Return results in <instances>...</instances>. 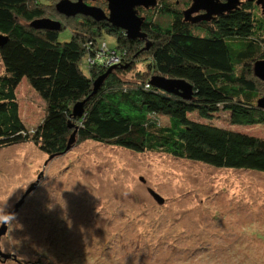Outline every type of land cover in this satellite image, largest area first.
<instances>
[{"label":"trees","instance_id":"16d2710c","mask_svg":"<svg viewBox=\"0 0 264 264\" xmlns=\"http://www.w3.org/2000/svg\"><path fill=\"white\" fill-rule=\"evenodd\" d=\"M49 1L0 0V34L8 36L0 48V148L30 142L48 156H60L67 151L71 120L81 141L264 173L263 139L207 122L227 112L232 126L264 125V109L256 104L264 83L252 71L253 62L264 59V15L254 2L244 0L229 13L190 23L182 16L190 0H157L152 9L139 8L147 39L131 40L106 20L80 14L69 20L55 10L57 2L48 10ZM96 3L106 10L105 2ZM40 18L59 20L60 31L68 28L70 35L61 40L60 31L29 25ZM147 40L151 45L145 49ZM110 52L119 57L117 67L87 100L82 117H72L73 105L109 67ZM153 75L184 79L193 97L152 86ZM23 78L45 103L32 131L18 111L16 88ZM42 263L61 264L50 257Z\"/></svg>","mask_w":264,"mask_h":264},{"label":"rangeland","instance_id":"374dc122","mask_svg":"<svg viewBox=\"0 0 264 264\" xmlns=\"http://www.w3.org/2000/svg\"><path fill=\"white\" fill-rule=\"evenodd\" d=\"M58 1L50 0L48 10ZM59 34L63 40L70 31ZM16 94L19 116L32 131L45 103L25 78ZM227 114L207 122L264 140V125L232 126ZM49 156L30 142L0 148V213L40 175L9 233V249L25 264L49 257L61 264H264V173L77 136L64 154Z\"/></svg>","mask_w":264,"mask_h":264},{"label":"water","instance_id":"95a60500","mask_svg":"<svg viewBox=\"0 0 264 264\" xmlns=\"http://www.w3.org/2000/svg\"><path fill=\"white\" fill-rule=\"evenodd\" d=\"M97 2L100 0H90ZM105 2L106 10L97 5H91L88 0H60L55 4V10L65 16L66 18L74 17L78 14L93 18L95 21L106 20L115 27L124 30L127 38L131 40L147 39V34L142 30V25L145 17L139 14V8L152 9L158 2L157 0H102ZM244 0H190V5L182 10L183 20L190 23H197L200 21H209L212 18L223 13H229L235 10ZM257 5L261 13L264 15V0H248ZM107 11V12H106ZM35 29L45 30H61V22L59 20H52L49 18L34 19L29 23ZM8 41V36L0 34V48ZM150 41H145V49L150 46ZM117 65L109 66L103 73L99 74L92 82L91 93L83 100L77 101L73 107L72 117H82L84 106L87 100L94 95L102 86L108 75L115 69ZM252 71L254 76L264 83V59H259L253 62ZM149 84L168 93L177 94L184 99L193 97V88L184 79H173L160 75H153L149 80ZM257 107L264 109V95L257 99ZM68 127L73 128L65 150H68L77 133L78 126L71 120L68 121ZM53 155L49 156L51 159ZM47 163V162H46ZM45 163V164H46ZM40 175L37 176L36 182L32 183L25 191L21 199H19L10 209L4 221L11 217L22 204L25 196L30 193L36 186ZM140 180H144L140 177ZM150 196L158 203L163 204L164 198L155 192L152 188H148Z\"/></svg>","mask_w":264,"mask_h":264},{"label":"flooded vegetation","instance_id":"af4514ba","mask_svg":"<svg viewBox=\"0 0 264 264\" xmlns=\"http://www.w3.org/2000/svg\"><path fill=\"white\" fill-rule=\"evenodd\" d=\"M88 1H90V0H88ZM100 1H102V0H100ZM97 2H99V1H97ZM102 2H104V1H102ZM30 193H28L25 196V198L23 199L22 204L18 207L17 211L11 217L7 218L5 221H4L5 216H7L8 212L10 211V209L14 206V204L19 199H21V197L23 195L20 196L18 200H16L15 202H13L12 207L10 206V207L4 208L3 211L0 213V264H10V263H14V264H25L24 261H23L24 258L18 252H16L15 250L13 251V249H9L8 240H9V236H10V234H9L10 233V229L12 227V221L18 215L20 208L25 203L26 197ZM36 262H38V261L36 260ZM39 263H36V264H39ZM40 264H43V263H40Z\"/></svg>","mask_w":264,"mask_h":264},{"label":"built area","instance_id":"2783aa9c","mask_svg":"<svg viewBox=\"0 0 264 264\" xmlns=\"http://www.w3.org/2000/svg\"><path fill=\"white\" fill-rule=\"evenodd\" d=\"M114 54H115V52H110L109 55H111V56L108 55V60L107 61H109L112 64H116L117 65L120 60H119V57H115ZM112 64H109V65H112Z\"/></svg>","mask_w":264,"mask_h":264}]
</instances>
